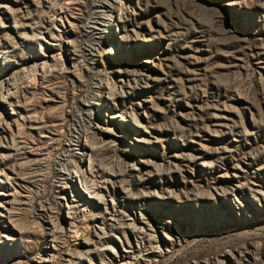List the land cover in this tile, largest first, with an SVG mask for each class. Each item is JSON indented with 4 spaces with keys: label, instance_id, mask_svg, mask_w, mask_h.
Wrapping results in <instances>:
<instances>
[{
    "label": "rangeland",
    "instance_id": "374dc122",
    "mask_svg": "<svg viewBox=\"0 0 264 264\" xmlns=\"http://www.w3.org/2000/svg\"><path fill=\"white\" fill-rule=\"evenodd\" d=\"M0 264H264V0H0Z\"/></svg>",
    "mask_w": 264,
    "mask_h": 264
}]
</instances>
